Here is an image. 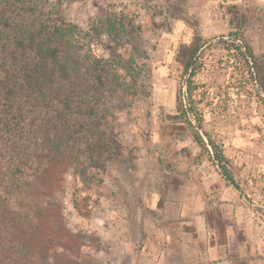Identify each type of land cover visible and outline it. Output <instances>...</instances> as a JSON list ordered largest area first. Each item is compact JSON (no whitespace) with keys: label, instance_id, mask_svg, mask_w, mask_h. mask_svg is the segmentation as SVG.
<instances>
[{"label":"rangeland","instance_id":"obj_1","mask_svg":"<svg viewBox=\"0 0 264 264\" xmlns=\"http://www.w3.org/2000/svg\"><path fill=\"white\" fill-rule=\"evenodd\" d=\"M50 2L59 6L68 22L83 30L121 12L128 22L141 26V32L126 35V45L119 53L125 59L134 56L136 64L143 67L139 85L145 86L138 92L139 98L121 102L114 117L108 119L115 127L118 145L111 158L104 166L88 168L82 178L70 171L60 184L57 198L66 228L78 236L75 253L59 248L62 262L121 264L123 237L113 221L122 200L128 202L139 190L154 187L166 194L184 188L196 196L191 202L211 215L207 246L215 260L226 252L247 264H264V92L250 81L237 51L222 43L223 38L228 40L229 32L226 10L237 5L251 17L243 42L255 56L264 54V0ZM200 4L208 6V11L191 15L190 6ZM162 23L164 27L154 25ZM189 27L210 46L194 79L193 101L205 131L222 145L230 160L240 191L225 181L220 168L192 137L175 139L168 132L167 117L177 113L179 93L188 99L183 69L175 56L180 44L189 42L185 32ZM97 44V54H105L101 49L108 44V37L103 35ZM129 191L135 194L129 196ZM145 212L156 217L150 209ZM11 229L0 228V232L7 235ZM138 229L134 228L131 239L143 264H154L160 250L166 259L171 253V260L176 261V244L162 240V228ZM179 259L188 261L191 257L181 255ZM54 261V257L48 260Z\"/></svg>","mask_w":264,"mask_h":264},{"label":"trees","instance_id":"obj_2","mask_svg":"<svg viewBox=\"0 0 264 264\" xmlns=\"http://www.w3.org/2000/svg\"><path fill=\"white\" fill-rule=\"evenodd\" d=\"M226 20L228 40L222 43L237 51L250 81L264 92V54L255 56L243 42L249 13L231 5ZM141 31L124 12L83 30L50 0H0V228H12L8 237L0 232V264H52L51 257L64 264L59 248L74 252L78 236L66 228L60 184L70 171L82 178L93 165L104 166L116 151L108 119L145 88L139 85L143 67L119 51L126 35ZM103 35L108 44L98 55ZM209 47L196 31L177 50L188 99L179 93L168 132L175 139L192 137L240 191L230 160L205 131L193 101L194 79Z\"/></svg>","mask_w":264,"mask_h":264},{"label":"crops","instance_id":"obj_3","mask_svg":"<svg viewBox=\"0 0 264 264\" xmlns=\"http://www.w3.org/2000/svg\"><path fill=\"white\" fill-rule=\"evenodd\" d=\"M208 8L201 4L200 7L191 5L189 11L193 16H201L202 11L206 12ZM196 31L191 27L185 31L189 42ZM129 193V196H133L135 191H129ZM139 198L143 201L139 202ZM194 199L196 196L184 188L173 193L168 191L166 194L161 188L153 187L139 190L136 196L129 198L128 202L122 200L120 212L116 215L117 219L113 221L114 228H118L123 237L119 253L120 263L143 264L139 248L131 239L134 228L137 230L138 228H162L159 231L162 240H168L170 244L175 242L176 261L171 260V253L168 254L170 258L166 259V254H162L160 250L159 257L154 264H233L238 260L237 256L230 257L226 252L220 256L219 260H215L213 251L210 256V249L207 246L208 214L203 213L202 208L196 207L195 203L191 202ZM162 201L164 202L161 203ZM147 209H150L152 214L155 213L156 217L146 214ZM203 235L205 244H203ZM181 255L184 258L190 256L191 259L181 261L179 259Z\"/></svg>","mask_w":264,"mask_h":264}]
</instances>
